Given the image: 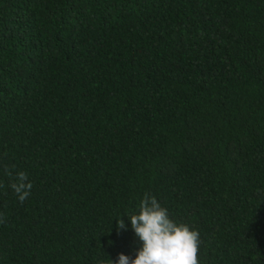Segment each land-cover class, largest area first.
<instances>
[{
  "label": "trees",
  "instance_id": "trees-1",
  "mask_svg": "<svg viewBox=\"0 0 264 264\" xmlns=\"http://www.w3.org/2000/svg\"><path fill=\"white\" fill-rule=\"evenodd\" d=\"M145 195L264 264V0H0V264L134 256Z\"/></svg>",
  "mask_w": 264,
  "mask_h": 264
},
{
  "label": "clouds",
  "instance_id": "clouds-1",
  "mask_svg": "<svg viewBox=\"0 0 264 264\" xmlns=\"http://www.w3.org/2000/svg\"><path fill=\"white\" fill-rule=\"evenodd\" d=\"M9 187L23 203L33 185L26 172L18 171ZM114 218L118 234L130 226L139 246L134 256L120 252L114 260L109 258L110 264H198L199 231L174 220L155 196L145 195L133 214L123 212Z\"/></svg>",
  "mask_w": 264,
  "mask_h": 264
}]
</instances>
